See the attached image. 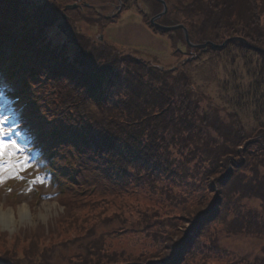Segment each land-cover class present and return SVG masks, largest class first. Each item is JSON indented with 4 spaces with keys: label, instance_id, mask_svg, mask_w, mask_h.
Masks as SVG:
<instances>
[{
    "label": "trees",
    "instance_id": "trees-1",
    "mask_svg": "<svg viewBox=\"0 0 264 264\" xmlns=\"http://www.w3.org/2000/svg\"><path fill=\"white\" fill-rule=\"evenodd\" d=\"M26 1L0 0V40L8 43L14 64L44 81L39 100L47 111H57L52 128L46 125L40 130L30 151L42 170L57 176L64 212L50 226L54 236L40 228L31 239H7L0 234L5 253L0 250V262L13 263L15 258L9 261L6 256L11 250L15 256L21 249L29 264H58L51 262L56 248L73 243L80 252L64 264H215L211 255L221 233L264 240V124L248 135L238 113L227 114V121L210 102L207 116L197 120L201 110L190 99L186 82L164 77L181 75L180 66L187 65L194 53L224 54L223 78L216 82L224 85L231 102L239 101L261 117L264 54L240 41H231L221 50L211 46L189 49L183 41L188 58L177 68L148 67L146 71L140 66L142 60L130 56H125L127 69L115 68L104 56L113 50L91 55L76 47L73 34L59 45L52 44L49 30L58 19L55 3ZM164 1L168 11L161 21L182 24L193 43L221 44L241 37L264 49V0ZM230 48L242 51V56L231 54ZM132 64L141 67L140 73ZM7 74L15 77L14 69L9 68ZM21 81L26 87L32 85L26 77ZM52 84L61 86L65 96L47 104L43 100ZM16 90L17 101L26 105L21 113L25 117V109L35 101L26 102L29 98ZM83 102L100 114H83ZM63 103L65 109L60 108ZM66 110L78 119L70 118ZM50 130H57L60 137L48 135ZM47 137L68 153L88 154L92 165L88 170L97 175L89 186L83 182L84 186L74 188L75 193L62 189L69 178L65 168L56 166ZM244 201L258 202L261 210ZM58 235L63 237L59 243ZM52 237L55 242L48 244L53 253L48 255L47 246L38 238ZM39 254L42 263L34 260Z\"/></svg>",
    "mask_w": 264,
    "mask_h": 264
},
{
    "label": "rangeland",
    "instance_id": "rangeland-1",
    "mask_svg": "<svg viewBox=\"0 0 264 264\" xmlns=\"http://www.w3.org/2000/svg\"><path fill=\"white\" fill-rule=\"evenodd\" d=\"M29 1L40 3L39 1L41 0ZM29 1L26 2L28 3ZM46 2L52 4L54 2L56 4L55 9L62 12L61 6L64 3V0H46ZM137 2L140 4L139 8L141 12L139 13V8L136 5L127 3L128 6L126 11L122 13L123 16L120 17L119 21L117 20L118 22L116 24L114 23L115 25H112L113 27L110 26L106 30L105 37H102V42H99L98 40H96L97 37H94L98 36L99 34L97 28L95 26L91 28L90 25V19L93 22L96 16L90 15V19L87 18L85 24H80L77 30L73 27V22L69 18L64 19L63 16L58 17L56 23L53 25V28L49 30V35L53 36L51 39L53 40L52 44L59 45V43L62 42L61 40L65 41L67 37L73 34L72 38L76 39L75 41L78 43L76 44V47H81L86 53H89L91 55H98L102 53L104 49L113 50L111 51L113 52V54H105L104 56L106 57L107 62L112 63L111 65L114 64L113 67L115 68L116 66H118L119 68L127 69L128 60H126L125 56L129 55L132 56L131 58L141 57L144 60H142L144 65L140 66L144 67L146 71H148V67H154L156 70H158L159 68L160 70H168L172 67L179 66L181 63H183L182 61H180L181 57L183 59L185 58L184 55H181L179 53L180 49L185 51V47L183 46V36L181 34L175 33L172 37H170V35L168 34V36L170 37V43L166 38H163L162 36H156L160 31L150 24V19L153 15L159 13L161 8L157 4L152 3L150 0H138ZM1 10L2 12H4L3 9ZM57 10H55V12L56 14H59L60 11ZM88 10H86L87 14H89ZM95 10H99V8ZM99 11L102 12V10ZM31 13L32 12L28 13L27 15ZM29 24L32 25L31 23ZM95 24L97 23H94V25ZM158 24L162 25L165 24V22L159 21ZM177 38H179V40ZM0 41L4 44L3 40ZM191 41L192 40L190 39V42ZM3 47L5 48H0V64L4 65L2 67L3 69H0V71L4 72L5 70L7 71V68H10L13 72L14 69L15 77H13L14 79L11 80H13L15 86L17 81L20 83H17V88L19 89L22 97L29 98L26 99V102L31 100L35 101V103H31L27 111L25 110L28 124H31L35 129L32 131L39 133L41 132L40 130H42V128L46 125L52 128V125L54 124V121L52 119L56 118L57 111H47V109L44 108L43 103L39 100V92L45 89L44 81H38L35 75L31 76L26 71V68L24 66H18L14 64L16 59L10 53V49H7V46ZM177 47H179L180 49H177L176 51ZM70 51L74 52L72 50ZM114 52L116 53V55L114 54ZM230 53H234L237 56H242V51L236 49L230 48ZM201 54V52L194 53L193 56L195 58H192L193 56L189 55V59L187 61L191 63L186 61L187 65L180 66V68L182 69L181 75L176 74L172 76L171 74H166L164 77L166 79H169L168 81L176 80L178 78V81L182 80L183 82H186V91L189 95L192 96V98L190 99L192 101H196L199 104L201 110V117H196L197 120L207 116L209 112V108L207 107L210 106V102L211 104L215 105L216 109L220 108L219 114H221L223 118H227V121L229 119V115L226 117L227 114L238 113L241 119V125L244 128L245 132L249 133L248 135L253 134L257 127H259L261 124H264V116H255V112L250 113L246 107H242L240 105L239 101L237 102L236 100H234L235 102H231V98L223 90L224 85L222 86L221 83L216 82L223 78V67L226 61V57L224 56V54H222L221 56L214 52H210L204 55ZM186 57L188 58V56ZM133 59L135 60V58ZM140 66L132 64V67H134L139 73L141 71ZM243 67L246 66L243 65ZM22 76L30 79L32 85L26 87L21 81L22 78L20 77ZM158 76H160V74H158ZM58 86L52 84L51 92L45 94L47 98L43 101L48 104L49 102H54L58 97H64L65 92L63 88L61 86ZM238 87L240 86L238 85ZM46 91H49V89H46ZM85 100L87 101V99ZM88 103L83 102V107L81 108L83 114L94 116L100 114V110ZM66 106L67 104L63 103L60 108L65 109ZM66 115H68L72 119H78L75 114H73L69 110H66ZM192 119L197 123L199 122L195 118ZM16 123L12 125L14 129L16 127ZM57 123L60 124L62 122L59 121ZM71 124L73 123L71 122ZM54 128L56 127L54 126ZM49 132L50 134L47 133L48 135L54 134V136H58L57 130H50ZM14 136L15 134L12 136V139H15L19 144H21V146L25 147L26 150L24 152V156L28 157L27 167L20 171L18 173V176H22L23 178L25 176L30 177L32 178V180L29 181L28 179L24 180L20 177H12L5 179L3 182H0V212L6 213V215H8L9 213V216H11L10 220L8 219L7 222L2 221L0 216V234L7 235V239H10V237L12 236H17L18 238L19 236H29L31 239L33 236H36L39 228L42 229L45 233H47L48 231L50 232V226H53L59 216L64 212L62 201L59 200L60 198H62L59 197L62 191L60 190V188L51 187L46 176L41 175L40 178L35 177L34 170L38 169V165L34 163V157L31 156L28 152L27 143L29 139H24L25 142L20 143L17 138H14ZM32 137L35 136H30V138ZM59 137L60 136H58L57 138ZM68 137H71V139H73L72 135ZM47 138L48 141L46 142L51 145V147L49 148L50 153L55 156L54 162L58 163V165L56 164V166H60L61 170L65 168L64 172H67V178H69L67 185L66 183H64L65 186L64 184L61 185L62 189L67 192L75 193L74 188H76L77 185L84 186L83 182H88L87 185L89 186V182L92 179L95 180V177L97 175L94 172H90L88 170V167H92L89 162L90 158L88 157V154H82V152L80 151L76 154V152L73 150V152L68 150V153L66 148L60 147L57 141H54L49 137ZM73 164H76L77 166H73ZM80 168L82 171L80 170ZM61 173L63 172L61 171ZM77 179H80V181H77ZM33 181H35V183ZM9 183L11 184V189H14L15 185L21 184V194H15L14 196L13 193H11V190L7 191V189L9 188H6V184ZM36 187H39L37 188L38 192L37 190H35ZM2 188H4L5 191H2ZM64 194H66V192H64ZM244 203L253 209L261 210L258 202L244 201ZM22 208L26 209L27 215L19 214V210ZM221 234L222 235H220L219 237L216 236L213 254L211 255V258L213 259V262L215 264H244L243 261L246 262V264H258L256 259H259L258 261L260 262L263 261L262 264H264V256L262 253L264 249V240H258L247 236H226L225 233ZM49 236L54 235H52L50 232ZM69 236L72 237L75 236V234L70 233ZM59 237L60 238L57 239L58 243L63 239V237ZM30 239L27 240V243ZM38 240L43 242L44 246H47L46 253L48 255L53 253L49 249L50 246L48 244L49 242H55L53 237L50 240H48V238L46 240L38 238ZM215 247H217V249ZM7 248H10V246H8ZM56 249H58L57 254H55L57 256L53 255V259L51 260V262H58V264H64L65 259L67 260L68 258H72V254L76 255L78 252H80L77 246L73 245V243H70L69 245L62 243ZM0 250H3V248L0 247ZM11 251L9 252V255L6 256L9 261L15 258L12 261L13 263L11 264H14V261L15 264H29V259H26V257L20 254L21 249H18V251H16L15 256H11ZM224 251L227 253L226 255H224ZM40 259V254L36 256V258H34V260L38 262L40 261ZM8 263L9 262H0V264ZM40 263H42V261H40Z\"/></svg>",
    "mask_w": 264,
    "mask_h": 264
},
{
    "label": "snow or ice",
    "instance_id": "snow-or-ice-1",
    "mask_svg": "<svg viewBox=\"0 0 264 264\" xmlns=\"http://www.w3.org/2000/svg\"><path fill=\"white\" fill-rule=\"evenodd\" d=\"M11 101L0 91V182L8 178H19L18 173L28 165V157L24 156L25 147L12 139L16 123L15 114L10 107Z\"/></svg>",
    "mask_w": 264,
    "mask_h": 264
},
{
    "label": "flooded vegetation",
    "instance_id": "flooded-vegetation-1",
    "mask_svg": "<svg viewBox=\"0 0 264 264\" xmlns=\"http://www.w3.org/2000/svg\"><path fill=\"white\" fill-rule=\"evenodd\" d=\"M114 1L115 3H113L111 0H64V3L61 6L62 12L60 11L59 14L60 17L63 16L64 19L69 18L73 22V27L76 29L80 24H85L87 18H89L90 15H94L96 16L94 21L97 23L98 20H100V26L98 24L94 25V21L92 22L89 18L91 28L95 26L97 29H99L98 33H101L104 36L105 29L103 28L104 25L101 26V24H103L104 20H109L116 13L118 14L122 6L125 4V0ZM98 8L99 10H102V12L95 10ZM86 10H88L89 14L86 13Z\"/></svg>",
    "mask_w": 264,
    "mask_h": 264
},
{
    "label": "water",
    "instance_id": "water-1",
    "mask_svg": "<svg viewBox=\"0 0 264 264\" xmlns=\"http://www.w3.org/2000/svg\"><path fill=\"white\" fill-rule=\"evenodd\" d=\"M156 1H158L159 3L162 4V6H163V11H162L160 14H158L157 16L153 17V18L150 20L151 23H153L155 20L159 19V18H160L162 15H164L165 12H166V7H165L164 2L161 1V0H156ZM157 27L160 28V29H162V30H175V29H179V28H181V29L183 30L184 38H185L186 42H187L188 45L191 46V47L203 48V47H205L207 44H209V43H206V44H204V45H192V44L189 42V38H188V35H187L186 30H185L182 26H174V27H161V26H157ZM234 39H238V40H240L243 44H245L246 46L251 47L249 43H247L246 41H244L243 39H240V38H232V39H228V40H226L225 42H223L221 45H214V44H211V46H212L213 48L221 49V48H223V47L226 45V43H228L229 41L234 40ZM253 48H254V47H253ZM254 50L264 53V51L261 50V49H259V48H254Z\"/></svg>",
    "mask_w": 264,
    "mask_h": 264
},
{
    "label": "bare ground",
    "instance_id": "bare-ground-1",
    "mask_svg": "<svg viewBox=\"0 0 264 264\" xmlns=\"http://www.w3.org/2000/svg\"><path fill=\"white\" fill-rule=\"evenodd\" d=\"M19 214H20V215H27V211H26V209H24V208L20 209V210H19ZM9 215H10L9 213H8V215H6V213H1V212H0L1 220L4 221V222H7L8 219L10 220V217H11V216H9Z\"/></svg>",
    "mask_w": 264,
    "mask_h": 264
}]
</instances>
